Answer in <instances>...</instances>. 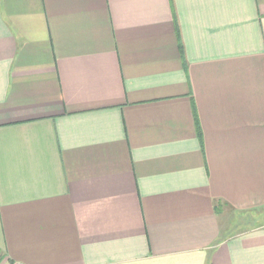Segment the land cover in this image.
I'll return each mask as SVG.
<instances>
[{"label":"crops","instance_id":"crops-1","mask_svg":"<svg viewBox=\"0 0 264 264\" xmlns=\"http://www.w3.org/2000/svg\"><path fill=\"white\" fill-rule=\"evenodd\" d=\"M0 264H264V0H0Z\"/></svg>","mask_w":264,"mask_h":264},{"label":"rangeland","instance_id":"rangeland-1","mask_svg":"<svg viewBox=\"0 0 264 264\" xmlns=\"http://www.w3.org/2000/svg\"><path fill=\"white\" fill-rule=\"evenodd\" d=\"M243 221V222H242ZM240 223H242V225L245 227L246 225H247V223H246V221H245V219H243V220H241V222ZM252 223H253V221H252ZM252 225V224H251Z\"/></svg>","mask_w":264,"mask_h":264},{"label":"trees","instance_id":"trees-1","mask_svg":"<svg viewBox=\"0 0 264 264\" xmlns=\"http://www.w3.org/2000/svg\"><path fill=\"white\" fill-rule=\"evenodd\" d=\"M216 245H217V243H216Z\"/></svg>","mask_w":264,"mask_h":264}]
</instances>
